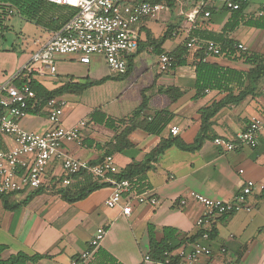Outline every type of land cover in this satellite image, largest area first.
<instances>
[{"label":"crops","instance_id":"obj_1","mask_svg":"<svg viewBox=\"0 0 264 264\" xmlns=\"http://www.w3.org/2000/svg\"><path fill=\"white\" fill-rule=\"evenodd\" d=\"M165 2L164 10L154 16L143 18L136 25L140 41H145L147 30L153 37H160L167 25L173 30L172 36L176 35L178 29L188 34L194 27L218 33L222 31L231 15L225 6V0H171V5L167 4V0ZM257 2L258 5L257 3L252 5L255 7L254 10L246 12L257 14L264 0ZM203 3L214 9L209 17H203L200 13L195 14V10ZM177 5L178 13L174 8ZM174 19H177V22H174ZM5 25L8 26L7 23ZM240 25L244 24L240 23L227 32V37L236 44L241 43L247 50L264 54L262 51L247 47L244 38L233 36V31ZM38 28V35L34 36L33 49L29 53H14L10 50L13 46L9 50L0 51V89L4 85H11L13 78L23 77L20 71L29 61L31 54L51 36V31ZM167 40L162 44L164 51H171L181 43L167 49L165 47ZM146 46L149 53L146 55L140 53L143 50L142 46L139 53L133 57L131 70L125 77L128 78L131 74L135 76L144 74L146 80L139 89V100L130 110L123 114L112 112L110 114L101 106L83 105L82 112L75 117L69 115L70 111L66 106L61 123L69 127L81 119L88 120L94 109H100L113 118H121L131 114L145 98L143 102L146 107L142 116H147V124L145 127L134 128L128 134L130 146L113 154L118 169L131 161L143 160L161 139L169 135L177 137L182 143H191L199 132L202 113L205 110L207 117L204 120L209 138L205 139L200 149L194 152L181 150L176 144H172L156 160L151 161L145 172L143 190L138 191L137 185L131 184L136 193L154 195L157 203L134 204L129 215L120 213L118 207L108 208L104 204L112 191L109 184H104L84 199L71 203L64 201L50 187L52 190H45L32 197H30L32 190L9 195L6 201L10 208H5L0 199V244L7 246L1 253L2 258L23 251L29 255L36 253L43 255L29 264H71L74 257H78L81 264H109L112 260L119 264H141L143 255L149 253L151 242L162 241L164 228H171L176 232L174 238L168 241L169 248L172 249L165 254H169L172 260H177L178 257L175 255L178 250H191L194 243L199 241L202 229L195 221L203 211L201 205L192 200L180 205V197L188 191H196L208 197L230 200L241 190L246 180L264 186V131H261L255 147L243 146L237 150L224 152L213 142L215 137L233 138L235 133L243 130L254 117L264 119V78L239 100L235 98L249 84L235 72H219L214 78L216 80L212 79L209 85L198 90L195 86L194 62L197 59L195 49H189L186 65L173 69L168 67L167 70L160 71L159 55L155 54L150 46ZM134 53L128 56V60ZM99 57L101 56L94 55L89 63H81L76 55L58 56L54 75H44L45 80L54 83L51 87H47L41 81V77L44 76L33 74V77L49 91L56 90L70 79L80 83L99 80L105 76H109L106 81L125 79H120L119 74L110 71L98 79L92 76L91 64ZM203 61L239 72H246L252 67L243 59L233 56L230 58L224 55H206ZM82 65L87 66L86 71L82 70ZM168 86L178 90L179 96L175 100H170L164 92ZM82 92L64 93L58 98L67 103L66 96L79 95ZM79 104L76 103V107L81 106ZM165 121L167 122L165 127L157 133V129ZM172 125L179 127L177 135L170 133ZM21 126L37 132L49 128L51 124L47 119L46 109L43 108L36 114L28 113L21 120ZM115 134L116 131L89 121L82 133V145L65 143L64 148L70 156L97 162L102 159L105 144L113 140ZM14 146L12 136L0 133V148ZM240 169L242 172H239ZM54 171L59 173V168L53 167L46 178V185L53 177ZM169 174L174 178L168 179ZM88 177L92 181H101L88 173H81L72 180L81 184ZM247 202L249 209L223 214L213 220L208 241L213 251L210 256L202 257L201 261L213 264H264V187L255 188L248 196ZM98 227H104L106 230L104 239L100 246L83 260L80 254L88 248ZM197 234L199 235L195 238ZM222 247L225 248L223 252L220 250Z\"/></svg>","mask_w":264,"mask_h":264},{"label":"built area","instance_id":"obj_2","mask_svg":"<svg viewBox=\"0 0 264 264\" xmlns=\"http://www.w3.org/2000/svg\"><path fill=\"white\" fill-rule=\"evenodd\" d=\"M47 1L76 7L78 11L59 30L52 32L49 39L31 54L20 75H54L56 59L60 55H76L81 63H89L92 56L100 55L108 71L123 74L128 66V56L138 48L136 25L143 18L154 16L164 10L166 6L165 0ZM249 2L250 0H225V6L229 10H238ZM0 5L5 7L3 17L6 24L15 11L9 3ZM195 14H198V9L195 10ZM257 14H263V9H259ZM209 16V10L203 12V17ZM186 46L189 49L201 47L206 55L220 54L219 45L212 40L192 37L186 42ZM237 47L245 49L241 43H238ZM158 62L160 71H165L170 66L171 57L162 53ZM0 90L5 93L4 96H0V133L12 136L15 142L12 148H0V193L23 192L38 188L45 184L47 176L55 166L59 168V173L54 171L53 176L61 178L63 185L70 184L73 176L80 173H88L107 182L112 191L104 204L108 208L118 207L123 215H129L134 204L157 203L154 195L136 193L127 179L115 177L118 167L113 155H105L97 162H90L67 153L65 143L82 145V133L87 121L81 119L69 127L64 126L61 118L67 106L65 100L54 97L47 101L44 108L51 126L37 132L21 126V120L27 116V109L34 99V92L28 83L25 82L18 87L4 85ZM261 131H264V119L254 117L243 130L235 133L233 138L215 137L213 142L224 152L237 150L243 146L255 147ZM178 132V126L170 127L172 135H177ZM173 178L172 174L168 175V179ZM263 187L246 180L241 190L230 200L208 197L196 191H188L180 197V205L192 200L203 208L195 221L202 231L199 241L194 243L191 250L180 249L176 252L175 256L178 258L175 264H213L201 261L202 257L210 256L213 251L208 243L211 223L220 215L249 209L248 196L255 188ZM105 233L104 227L95 230L88 248L80 254L81 259H87L100 246ZM220 250L223 252L225 248L222 247ZM71 264L76 263L72 261ZM141 264H172V257L167 254L164 259H159L145 253Z\"/></svg>","mask_w":264,"mask_h":264},{"label":"trees","instance_id":"obj_3","mask_svg":"<svg viewBox=\"0 0 264 264\" xmlns=\"http://www.w3.org/2000/svg\"><path fill=\"white\" fill-rule=\"evenodd\" d=\"M0 3H9L10 6L13 7L15 11L14 13L18 15V17L35 24L37 27H42L51 32L59 30L63 24L66 23L78 11L76 7L59 5L51 3L47 0H0ZM167 4L171 5V0H167ZM247 7L248 4H243L238 10H228L231 15L224 24L221 32H210L199 27L191 28L187 34V37L171 51H164L162 48V44L165 42V40L173 35V30L170 25L166 26L163 34L158 38L153 37L150 31H145V41H140L138 38V48L136 52L129 57L126 72L119 74L118 77L123 79L129 74L131 70L132 59L137 53H139L140 48L144 44L150 46L155 54L160 55L165 53L169 55L171 57V63L169 66L170 69H173L176 66L186 65V56L187 53H189V48L186 46V42L190 38L196 37L199 40H212L216 42L220 47L219 55H224L230 58L231 56L240 58L243 59L245 63L252 65V67L246 72H239L230 68H222L203 61L204 57L206 56L205 50L201 47L197 48L194 50L195 57L197 58L194 62L196 73V89L200 90V88L209 85L212 82V79L216 78L219 72H235L239 74L240 78L249 84L243 88L241 93H239L238 97L235 99L239 100L245 97L259 82V80L264 78V54L238 48L236 42L227 37V32L233 30L240 23L246 26L264 29V7L261 8L263 9V14L261 15L255 14V12H246ZM206 10H209L211 15L214 9L207 7L203 3L198 9V14H203V12ZM4 14L5 7L4 5H0V44L4 39L5 31L8 30V26L4 23ZM108 78L109 76H105L99 80H87L81 83L74 82L72 79H70L66 83L60 85L54 91H49L43 84L36 80L33 75L13 78L11 85L18 87L25 82L28 83L30 89L34 92V99L31 101L27 112L36 114L44 108L49 99L58 97L64 93L82 92L90 86L103 83ZM164 92L167 94L170 100H175L179 96L178 90L172 86L166 87ZM173 92H175V94H173ZM3 95L4 93L0 92V96ZM143 101L145 102V98L142 99L140 105L136 107V109L131 114L121 118H113L100 109H94L89 114L88 120H86L87 124L89 121H93L116 131L114 139L105 144L104 153L101 158H103L105 155H113L115 152H121L124 150V148L130 146L128 134L136 127H145L147 124V116H142V112L146 107ZM205 111L202 113V123L199 132L196 134L191 143H182L177 139V137H171L169 135L167 138L161 139L158 145L153 148V150L148 153L143 160L131 161L125 167L118 169L115 177L119 179H127L130 183L137 185L138 191H142L143 180L145 179V172L149 168V163L156 160V158L162 154L166 148L172 144H176L178 148L184 151L194 152L200 149L204 140L209 138V135L207 134V127L205 125L206 122L204 120L207 117V113ZM166 123V121L163 122L156 132H160L165 127ZM76 176L77 175H74L73 177L75 178ZM46 183H48V185L43 184L38 188L32 189L30 197L45 190H52L49 189L50 187L53 188V190H55V192L59 194L64 201L71 203L84 199L93 190L102 187L104 184H108L105 181H92L88 177L83 182H81V184L72 180L70 184L63 185L61 183V178H56L54 176L51 177V179H49ZM14 193L18 192L0 193V199L3 201L5 208H10V205L6 200L9 195ZM26 201L27 199L24 200V202ZM175 232L176 231L174 229L164 228V237L162 241L151 242L149 254L153 258L164 259L166 257L165 253L171 251L172 249L169 248L168 241L174 238ZM199 234H197L195 238H197ZM6 248V245L0 244V264H29L43 257V255L38 253L29 255L23 251H18L4 259L1 257V253ZM73 261H75L76 264H81V262L79 263L80 259L78 257H74ZM176 261V259L172 260V264H175ZM109 264L119 263H116L112 260V263Z\"/></svg>","mask_w":264,"mask_h":264},{"label":"rangeland","instance_id":"obj_4","mask_svg":"<svg viewBox=\"0 0 264 264\" xmlns=\"http://www.w3.org/2000/svg\"><path fill=\"white\" fill-rule=\"evenodd\" d=\"M255 3H257V5L259 4L257 0H255V2L251 0L246 10H254L253 8L255 7L252 5ZM174 8L175 12L178 13L179 5ZM173 21L177 22V19H174ZM7 24L8 30L4 33V39L0 44V51L9 50L13 46V49L10 50H13L14 53H29L33 49L34 36L38 35L37 31H39V28L35 24L18 17L16 14L8 19ZM186 36L187 33L184 30L178 29L175 36H171V38L168 37V40L166 39L167 42L165 47L167 49L175 47L178 43L182 42ZM233 36H239L242 39L244 38L247 47L264 52V29H256L240 25L233 31ZM142 49L143 50L140 53H144L145 55L146 53H149L146 51V45H143ZM81 67L82 70H87V66L82 65ZM91 67L93 69L92 76H96L95 78L97 79L108 71L107 66L104 64L101 57L97 58L96 62L93 61ZM46 76L41 77V81L47 87L54 86L52 85L54 83L45 80ZM145 82L144 74L138 76L131 74L124 80H108L101 85L89 87L79 95L71 94L66 96L67 108L68 111H70L69 115L75 117L79 116L82 112L81 109L83 108V105L92 107L101 106L110 114L111 112L112 114H123L130 110L133 104L139 100V89ZM76 103H80L79 105L81 106L76 107Z\"/></svg>","mask_w":264,"mask_h":264}]
</instances>
